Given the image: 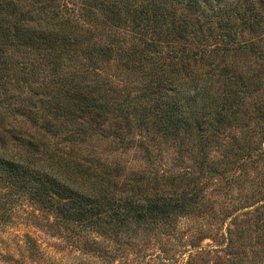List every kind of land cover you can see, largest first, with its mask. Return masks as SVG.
I'll return each instance as SVG.
<instances>
[{
	"label": "trees",
	"instance_id": "16d2710c",
	"mask_svg": "<svg viewBox=\"0 0 264 264\" xmlns=\"http://www.w3.org/2000/svg\"><path fill=\"white\" fill-rule=\"evenodd\" d=\"M263 71L264 0H0V224L19 225L9 264H56L33 230L107 264L116 254L100 238L150 232L168 253L155 264L172 260L178 217L203 208L200 179L255 168L252 193L264 183ZM100 142L142 152L149 191L126 187ZM167 158L173 170L157 175ZM202 231L190 246L218 233Z\"/></svg>",
	"mask_w": 264,
	"mask_h": 264
},
{
	"label": "rangeland",
	"instance_id": "374dc122",
	"mask_svg": "<svg viewBox=\"0 0 264 264\" xmlns=\"http://www.w3.org/2000/svg\"><path fill=\"white\" fill-rule=\"evenodd\" d=\"M252 60L251 56L248 57L247 64L252 63ZM116 67L118 66L116 65ZM105 70L107 74L115 73L116 78L123 80L127 74L124 70L115 69L112 64L106 65ZM262 77H264V71L262 72ZM262 101L264 102V95L262 96ZM21 130H25V127H22ZM27 131L33 133L29 128H27ZM132 135L137 137V131L133 130ZM4 138L9 147L14 144L12 141L17 142L16 140H11L7 134ZM25 138L27 137L25 136ZM42 142L48 144L49 147L53 144V141L48 136L42 139ZM98 148L99 152H103V156H109V158L117 157V162L124 168L122 175L128 171L125 174L126 176L121 178L127 182L126 187L134 186L140 190L145 189L144 191L147 192L153 186L150 178L147 177V181L142 180L143 178L146 179L147 175H153L151 167L154 166L149 163L150 161L142 152L135 149H130L126 152L122 150L114 152L115 150L113 149L115 147L109 145L108 142H100ZM160 167L161 169L158 170L157 175H166L171 169L169 168L170 159L167 158L166 161H163ZM158 168L159 166L156 167V169ZM131 171L133 172L132 175L129 174ZM255 174V168H247L245 171L237 170L235 172L236 180H238L236 183H232L234 179L226 183L224 179L221 180L216 176L206 181L200 179L201 182H198L197 185L202 188L203 208L199 213L178 217V231L174 233L176 237H171L169 244H165L166 247L175 250V256L166 264H183L185 261H189L190 264H264V183L261 187L258 186L259 193H252L250 182H252L251 179H253ZM138 175L140 180H137L139 181H136L135 178L132 179L133 177L137 178ZM162 183L160 181L155 186L161 189ZM243 193L246 195V199L240 201L241 204L238 205L233 203ZM234 205L237 207L242 205V208L240 210H232L235 207ZM211 207L217 209L216 215L211 213ZM18 226L16 223L9 227L5 226V224H0V264H9L7 250L11 243L10 233L17 232ZM197 226L204 229L201 233H204L208 227H212V230L206 232H213L216 229L218 233L215 237H211L212 233H206L207 237L199 242L200 247H192L188 243V237H190V232L194 231ZM226 228H230V234L233 237V241L227 247H225V241L220 235L222 232H226ZM33 232L41 247L48 250L51 254V259L56 264H107L96 257L81 255L76 251L70 250L68 246H63L65 244L59 239L51 237L41 230H33ZM138 232L141 233V230H138ZM100 240L116 254V257L109 264H155V261H157L155 256H163L166 253L160 251L159 238L154 239L151 237L150 232H148L144 240L138 241V244H123V246L117 247L111 239L100 238ZM162 243H165L164 239H162ZM209 246L212 249H216L217 252L216 254L211 253L205 256L208 261L194 256V254L199 252L200 248ZM190 253L191 256H189Z\"/></svg>",
	"mask_w": 264,
	"mask_h": 264
}]
</instances>
